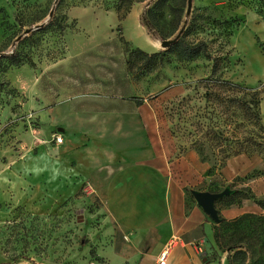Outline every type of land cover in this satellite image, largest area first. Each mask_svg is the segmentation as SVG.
Wrapping results in <instances>:
<instances>
[{"label": "rangeland", "instance_id": "rangeland-1", "mask_svg": "<svg viewBox=\"0 0 264 264\" xmlns=\"http://www.w3.org/2000/svg\"><path fill=\"white\" fill-rule=\"evenodd\" d=\"M155 1L0 0V57L18 52L35 63L0 73V262L139 264L146 248L127 246L86 182L62 193L59 125L33 112L68 99L140 105L152 119L147 129L164 173L182 186L187 208L200 207L196 193L235 191L232 204L214 201L226 222L206 213L216 245L198 260L227 264L225 244L241 239L249 247L230 264H264V193L255 195L264 191V0H191L189 12L187 0H169L153 11V38L139 15ZM179 38L204 41L206 53L186 61L165 50L173 42L161 45ZM133 48L162 51L161 64L130 55ZM236 97L259 99V120ZM56 110L58 118L66 111Z\"/></svg>", "mask_w": 264, "mask_h": 264}, {"label": "crops", "instance_id": "crops-1", "mask_svg": "<svg viewBox=\"0 0 264 264\" xmlns=\"http://www.w3.org/2000/svg\"><path fill=\"white\" fill-rule=\"evenodd\" d=\"M67 102L33 112L58 124L63 136V142L56 144L65 169V174L59 173L62 193L76 192L84 182L90 185L109 219L125 232L127 246L146 247L138 253L139 264H152L172 236L177 245L169 251L168 264H218L220 259L198 260L202 252L209 254L215 248L213 221L198 205L187 208L182 186L170 172L164 173L157 140L147 129L153 122L145 110L133 101H100L103 108L90 101ZM62 106L66 111H60L58 118L54 113Z\"/></svg>", "mask_w": 264, "mask_h": 264}, {"label": "trees", "instance_id": "trees-1", "mask_svg": "<svg viewBox=\"0 0 264 264\" xmlns=\"http://www.w3.org/2000/svg\"><path fill=\"white\" fill-rule=\"evenodd\" d=\"M169 4V0H156L155 3L153 4V6L148 9L147 11H143L140 13L139 15V20L140 23L142 25H145L147 27V31L151 34V36L153 38H157V36L153 33L154 31V22L151 20V16L154 17L153 15V11L154 10H158V12H161L162 8L167 6ZM174 19V27L177 28L179 22L181 21V12L174 14L173 16ZM66 26L65 25H60V29L63 31L65 30ZM170 52L175 53L181 60H186V61H190L193 60L195 58H197L198 56H200L201 54L206 53L207 51V47L204 41H198L196 43H188L186 42L184 39L179 38L176 41H174L167 49ZM163 50V51H165ZM137 55V56H142L144 59H146V62H150L153 61L155 58L158 59V63L161 64V58H162V51H157V52H153L148 54L145 51H142L138 48H133L130 51V55ZM28 62L31 65H35L33 59L31 56H26V58L24 59L23 57H21V54L18 52H13L12 54H9L7 56H2L0 57V73L6 71L9 66L11 65H20L23 62ZM153 63V62H152ZM154 66V64H151L148 66V69H152ZM215 73V67L213 66L212 71H211V75H213ZM223 84L226 85H231V86H239L238 84L235 83H231L230 81L227 80H222L221 81ZM233 102H235L236 104L239 105V107L243 108L249 115L251 114L252 116H255V118H257V120H259V113H258V102L259 99H254L253 97L246 99L245 97H236L233 99ZM227 194V193H226ZM233 195H235V191L225 195V196H220L217 199H215V202L223 199H229L227 201V204H232L233 202ZM219 222H226L223 218L219 217ZM213 238H214V242H215V237L213 234ZM216 245V243H215ZM226 247V251H227V264H230L231 258L234 255H242L246 252L248 244H245L244 242L237 239H230V241H228L225 244ZM230 252H233L232 255L230 254ZM229 254V255H228ZM29 259V257H26ZM11 261H3L0 262V264H11Z\"/></svg>", "mask_w": 264, "mask_h": 264}, {"label": "water", "instance_id": "water-1", "mask_svg": "<svg viewBox=\"0 0 264 264\" xmlns=\"http://www.w3.org/2000/svg\"><path fill=\"white\" fill-rule=\"evenodd\" d=\"M191 8V0H187V12H189ZM53 11H51V14ZM31 29H27V32H30ZM174 39L171 40H163L161 42L162 47L169 46L172 42H174ZM227 193V191L220 192V193H211L207 191L199 192L195 194L197 203L200 205V207L203 209L205 213H207L212 219L218 220V214L217 210L214 207V201L218 197L222 196L223 194Z\"/></svg>", "mask_w": 264, "mask_h": 264}, {"label": "built area", "instance_id": "built-area-1", "mask_svg": "<svg viewBox=\"0 0 264 264\" xmlns=\"http://www.w3.org/2000/svg\"><path fill=\"white\" fill-rule=\"evenodd\" d=\"M54 140L57 144H60L63 142V136L61 134H55ZM88 185V184H87ZM90 188H92L90 185H88ZM177 240V237L172 236L170 241L165 245V248L160 252V254L157 257L156 264H166L167 256L169 254V251L172 247V243Z\"/></svg>", "mask_w": 264, "mask_h": 264}]
</instances>
